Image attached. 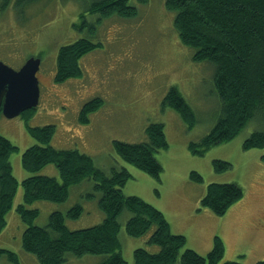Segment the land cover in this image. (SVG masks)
<instances>
[{"label": "rangeland", "instance_id": "1", "mask_svg": "<svg viewBox=\"0 0 264 264\" xmlns=\"http://www.w3.org/2000/svg\"><path fill=\"white\" fill-rule=\"evenodd\" d=\"M100 0H41L27 8L0 9V60L20 69L29 58L40 57V103L35 115L14 119L0 115V133L17 150L10 157L13 174L19 181L13 209L7 214V225L0 232V248L13 251L20 264H40L36 255L23 249L22 235L27 224L17 212L24 201L22 181L32 175L52 176L60 183L61 172L54 163L31 172L22 163L27 148L38 143L30 127L54 125L57 129L52 146L57 150H79L94 160L98 170L111 175L114 168H126L132 178L124 187L125 195L141 197L163 212L171 232L185 235L187 246L205 256L213 248L216 236L225 244V257L242 264L264 261V148L245 149L244 140L263 127L259 117L252 119L239 135L229 142L212 147L199 156L189 149L199 143L221 116L222 100L214 85L215 67L210 61H195V49L182 43L174 20L176 11L166 0H130L138 8L134 17L117 15L102 18L91 6ZM91 8V9H90ZM87 22V23H86ZM86 23V24H85ZM96 25L92 33L89 25ZM89 37L102 47L84 55L81 74L63 83L55 80L60 48ZM177 87L196 113L190 127L180 112L164 98ZM93 98L103 100L101 109L90 114V123L78 117L83 103ZM28 120V121H27ZM165 124L168 149L156 154L164 171L161 181L122 159L114 141L146 142L149 124ZM214 160L227 161L231 168L218 172ZM195 171L201 183L191 177ZM237 183L244 190L242 198L223 216L201 206L207 186L213 183ZM94 177H85L71 185L69 197L61 202L39 200L29 203L39 210L35 226L49 223L54 211L66 213L76 204L84 207L80 217H66L73 231L101 224L106 214L99 205L101 192L95 189ZM131 213L119 217V238L127 264L135 263L134 251L147 248L149 235L135 237L127 233ZM212 243V244H211ZM211 244V245H210ZM64 264H100L104 255H68ZM6 255L0 264H16Z\"/></svg>", "mask_w": 264, "mask_h": 264}, {"label": "trees", "instance_id": "2", "mask_svg": "<svg viewBox=\"0 0 264 264\" xmlns=\"http://www.w3.org/2000/svg\"><path fill=\"white\" fill-rule=\"evenodd\" d=\"M40 1L0 0V9L12 7L17 11L16 7L27 8ZM166 4L176 11L174 24L182 43L195 49L194 60L210 61L216 68L214 85L222 100V112L216 125L199 143L191 142L189 149L201 156L212 147L233 140L256 117L262 120L263 127L246 138L243 147L264 148V0H166ZM91 8L93 13L100 15L99 21L112 15L129 18L138 14V8L131 5L130 0H100ZM96 25H89L92 33L96 32ZM101 45L86 36L60 48L56 82L63 83L80 75L78 61ZM163 102L164 106L169 105L180 112L184 121L194 127L196 113L177 87L169 90ZM102 103L101 98L83 103L78 115L80 122L90 123V114L101 109ZM35 110L25 111L22 116L27 115L30 120ZM27 130L38 143L26 149L22 158L24 168L34 173L54 163L62 177L60 183L55 177L40 174L22 181L24 201L17 205V212L27 224L22 235L23 249L34 253L40 264H64L69 260L68 255H104L100 264H127L118 235L119 217L127 211L131 213L126 222L127 233L135 237L150 234L148 244L159 247L158 252L151 253L147 248L139 247L134 251V264H220L225 257L221 237L216 236L213 248L203 256L195 249L185 248L188 244L186 236L171 232L170 222L163 212L139 196L125 195L123 189L132 178L128 169L114 168L111 175H107L95 168L89 155L74 149H55L51 144L57 132L54 125L36 128L27 125ZM146 135V142L135 144L116 140L114 148L122 159L161 181L164 168L156 154L168 149L165 124H149ZM17 149L0 133V232L7 225L6 217L13 209L20 186L10 163V157ZM213 165L218 172L232 166L224 160H214ZM85 177H94L95 189L101 192L98 203L106 214L101 224L71 231L66 225V217H80L84 210L81 204H76L66 213L52 212L47 225H34L39 210L30 208L29 203L64 201L69 197L71 185L80 183ZM191 177L199 183L203 181L195 171L191 172ZM207 188L201 206L218 216L225 215L244 194L236 182L213 183ZM3 255L16 262L13 251L0 248V256ZM222 264L242 263L228 260ZM257 264H264V261Z\"/></svg>", "mask_w": 264, "mask_h": 264}, {"label": "water", "instance_id": "3", "mask_svg": "<svg viewBox=\"0 0 264 264\" xmlns=\"http://www.w3.org/2000/svg\"><path fill=\"white\" fill-rule=\"evenodd\" d=\"M41 58L33 56L20 69L0 60V115L9 119L35 109L40 103L39 77Z\"/></svg>", "mask_w": 264, "mask_h": 264}, {"label": "flooded vegetation", "instance_id": "4", "mask_svg": "<svg viewBox=\"0 0 264 264\" xmlns=\"http://www.w3.org/2000/svg\"><path fill=\"white\" fill-rule=\"evenodd\" d=\"M39 77V76H38ZM39 83H40V77H39Z\"/></svg>", "mask_w": 264, "mask_h": 264}, {"label": "crops", "instance_id": "5", "mask_svg": "<svg viewBox=\"0 0 264 264\" xmlns=\"http://www.w3.org/2000/svg\"><path fill=\"white\" fill-rule=\"evenodd\" d=\"M211 244H212V243H211ZM211 244H210V245H211Z\"/></svg>", "mask_w": 264, "mask_h": 264}]
</instances>
